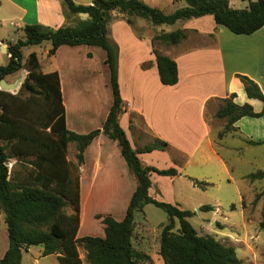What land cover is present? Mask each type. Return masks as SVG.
Listing matches in <instances>:
<instances>
[{
	"label": "trees",
	"instance_id": "obj_1",
	"mask_svg": "<svg viewBox=\"0 0 264 264\" xmlns=\"http://www.w3.org/2000/svg\"><path fill=\"white\" fill-rule=\"evenodd\" d=\"M185 6L172 13L152 7L143 0H94L91 5H78L74 0H63L66 21L72 23L57 29L39 24L26 25L23 37L8 44L9 62L0 66V81H13L26 70L25 81L18 94L0 90V209L4 214L9 247L0 264H23V252L41 246L42 257L56 255L59 264H152L150 257L135 249L133 236L136 216L145 206L153 204L168 216L160 235L159 255L164 264H244L234 246H229L207 235L201 236L189 222L194 213L153 199L151 176L175 178V168L158 169L146 166L140 154L153 151L170 152L171 146L155 139L142 149L135 150L120 125L125 103L119 87V46L111 38L110 26L115 14L134 29V19L142 18L154 27L171 26L206 16H213L218 26L235 35H251L264 27V0L249 1L246 9H235L231 0H183ZM80 13H88L82 20ZM137 36L142 35L134 29ZM188 37V31L159 32L152 38L160 81L165 86L179 82L176 61L163 55L156 45L177 46ZM51 43L48 52L53 57L62 46L98 47L105 52L109 69L113 103L101 129L87 134L70 131L66 123L61 80L58 72L44 73L36 52L24 56L29 47ZM148 64L143 65L146 68ZM250 99L264 103L260 86L247 76H237ZM236 94L217 99L215 118L225 122L216 135L217 144L228 136H240L235 124L242 118H261L264 109L256 113L249 104L234 102ZM208 111L206 116H208ZM103 135L120 148L129 173L136 181L125 218L116 221L110 215H97L104 225V237H78L80 228V170L84 154L93 141ZM252 146L264 141H248ZM70 144L75 145L76 163L67 159ZM14 159L30 166L21 179L9 178L8 161ZM251 181L264 180V172L247 176ZM196 187L206 190L212 184L193 180ZM262 194L257 195L256 205ZM71 206L72 212H66ZM202 211L214 208L203 206ZM234 209V208H233ZM178 228L176 230V227ZM260 229L264 233V207ZM85 252L83 260L80 249Z\"/></svg>",
	"mask_w": 264,
	"mask_h": 264
},
{
	"label": "crops",
	"instance_id": "obj_2",
	"mask_svg": "<svg viewBox=\"0 0 264 264\" xmlns=\"http://www.w3.org/2000/svg\"><path fill=\"white\" fill-rule=\"evenodd\" d=\"M93 1L89 4L83 1H76V3L88 6ZM143 1L152 7L161 9L158 5L159 0ZM170 1L176 3L177 9L185 6L183 0ZM242 1L248 4L245 7L236 8L231 2V6L235 9H246L250 0ZM20 2L17 0H0V6L7 3L15 7V10L20 11L22 16L26 15L23 17L24 21L22 22L24 23L30 12ZM43 2H46L44 8ZM38 6L37 16L31 17V20L26 21V23L30 25L39 24L54 29L66 24L64 13L54 11L50 0H38ZM115 16L117 17V14ZM120 19H114L110 26L111 38L119 46V87L125 103V113L120 118V125L135 150L144 148L155 139L167 142L171 146L170 152L156 150L140 154L139 158L144 165L158 169L175 168L179 172L175 178L152 174L150 196L158 201L170 202L164 197L166 195L164 184L173 190L181 179H187L194 190L199 188L194 185L193 180L205 181L217 186L218 181L222 182L221 178L216 181L218 175L225 176L223 180H228L237 186L238 180L235 177V172L229 165L224 153L228 152L240 156L243 152L264 147V145L252 146L248 143L249 140L253 142L264 141V116L261 118H242L235 124V127L239 129L240 136H228L217 144L216 135L223 129L225 122L214 117L218 108V106H214V103L217 99L228 98L232 94H236L237 97L234 100L236 104L240 106L249 104L256 113H260L264 109L262 101L250 99L247 96L244 85L237 77L238 75L249 77L260 86L264 93V27L251 35H235L226 28L218 26L213 16L182 22L180 29L188 31L187 39L177 46L156 45V48L163 55L174 59L178 65V84L165 86L160 81L152 45V38L164 30H160L148 22H138L136 18L134 19V29L139 30L142 35V39H140L134 29ZM9 43L1 41V50L2 47H6L8 51ZM81 47L83 46H62L53 57H49L50 46L45 49L46 60H42L40 56L39 58L44 73H59L63 102L66 108L67 128L78 134H87L103 127L113 103V96L110 97V104L106 110H99L96 107L85 108L83 105L75 103V92L71 88L68 77L63 74V67L58 60L62 53L69 54L80 51ZM93 51V48H87L88 58L93 57ZM32 52L36 51L30 53ZM7 54L9 62L10 55ZM105 57L104 54V64ZM145 64L148 66L143 68ZM19 89L20 86L17 85L13 90ZM207 111H211L213 114L208 117L209 119L206 116ZM95 117L98 119L93 120ZM252 159L255 166L258 167L259 155ZM79 170L80 228L78 237L81 238L86 236V234L80 235L84 229L91 230L85 227L86 206L91 200L101 174L104 175L103 181L106 182L104 188L109 185L114 174H119L118 184L111 193L102 195V200L108 205L113 204L114 208H110L104 213L92 212L90 215L94 221L100 224L103 231L104 225L101 220L96 219V216L110 215L116 221H122L137 184L129 173L117 143L103 135L97 137L87 148L84 154V163ZM87 172L91 173L89 181L85 179ZM257 172L264 171L258 170ZM250 174H245L246 181ZM85 181L88 183L86 184ZM237 190V198L240 197L243 207L246 200L255 201L254 195L250 196L239 188ZM209 202L214 209L219 204V200ZM175 205L179 204L175 203ZM67 213L70 214L71 212ZM8 247L9 245L5 247L0 259L3 258ZM135 249L148 255L152 264H164L159 255V249L153 252L140 250L136 247ZM30 251L31 249H28L25 252L29 253ZM42 251L43 248L41 247L40 256H42ZM237 254L244 264H246L249 256L254 262L258 258V252L252 248L245 256L240 257L238 250ZM51 256H55L57 259L56 255ZM23 260L24 256L22 263Z\"/></svg>",
	"mask_w": 264,
	"mask_h": 264
},
{
	"label": "rangeland",
	"instance_id": "obj_3",
	"mask_svg": "<svg viewBox=\"0 0 264 264\" xmlns=\"http://www.w3.org/2000/svg\"><path fill=\"white\" fill-rule=\"evenodd\" d=\"M17 1H21L20 3L24 5L30 13L23 23V17H26V15L22 16L20 11L15 10V7L7 3L0 6V42L9 43L22 38L23 28L28 24L26 21H30L31 17H36L38 14V0ZM76 1H83L89 4L92 0ZM231 2L236 8L245 7V5L248 4L242 0H231ZM45 3L46 2H43V8ZM50 3L54 11L63 13V10L65 9L63 0H50ZM158 5L165 13H172L177 9L176 3L170 0H159ZM116 19H120V17L117 16ZM137 20L138 22H147L142 18H137ZM69 23H72V19L66 21L64 26L69 25ZM181 24L182 22H178L175 25H165L157 28L160 30L163 29L166 32H173L180 29ZM50 46V42H45L41 46L26 48L24 50V56H28L31 51H36L42 60H46L45 49ZM81 48L80 51H74L69 54L64 52L59 56L58 61L63 67V74L68 77L71 88L75 92V103L83 105L85 108L96 107L97 109L99 108V110H106L110 104L109 100L110 97H112V92L109 83V72L103 60L105 52L101 48L96 47L83 46ZM87 48H93L94 51L92 58L87 57ZM7 64L8 57L2 52L0 47V66H5ZM27 74L28 72L23 70L13 81H11V78H9L10 82L7 80L5 81L7 83H14L22 76H24L25 81ZM22 85L23 84H21V87ZM0 90L2 89L0 88ZM7 92L16 95L19 93V90ZM214 104V106H218V102ZM207 114H209L207 119H209L208 117L210 115H213L211 114V111H208ZM97 119V117L93 118V120ZM224 155L235 172V177L238 180L237 186L234 183L228 182V180H223L225 179V176L218 175L216 181L221 178L222 182L218 181L219 184H217V186H213L212 184L206 190L200 189L199 187H197L199 189L194 190L187 179H181L177 182V186L173 190L170 189L167 184H164V187L166 188V195L164 197L170 202H163L173 205L177 203L182 209L192 211L194 215L189 218V222L199 235H210L223 244L234 246L236 250L239 251L240 257L242 255L245 256L247 252H250L251 248L256 250V252H258V258H256L254 262L249 256L246 260V264H264V233L260 229L264 207V180L253 182L248 178L246 181L244 178L246 173L256 174L258 170L264 171V147L243 152L240 156L228 152H225ZM256 155H259V160L257 161L258 167L255 166L252 159ZM75 156V145L70 144L67 152V159L70 162L74 161L76 163ZM13 160L14 159L9 160L7 164L9 178H14V176H16V178L18 177V179H21L31 168L30 166L24 165L16 160L13 162ZM90 177L91 173L89 174V172H87L85 174V179L88 180ZM118 178L119 174H114L109 185H107L109 188L107 186L104 188V185L106 184V182L103 181L104 175L101 174L99 176L91 200L86 206L87 220L85 227L90 228L91 230L84 229L80 234L81 236L85 234L86 236L93 237L105 236L100 224L94 221L90 215L92 212L104 213L105 211H109L110 208H114L113 204L108 205L102 200V195L105 193H111L113 188L118 184ZM88 181H85L86 184ZM238 188L244 190V192H247L250 196L254 195L255 199L257 195H262L256 205H253L254 201L249 202L248 199L244 202L243 207L241 205L240 197L237 198L236 195ZM213 200H219V204H217L216 208L210 212L202 211L201 208L210 205L209 201ZM66 212H72L71 206L67 207ZM168 220V216L163 210L157 208L153 204L146 205L144 213H138L136 216L137 226L135 236L132 239L134 246L137 249L140 248V250L151 252L159 249L162 228L168 223ZM6 228L4 214L0 209V258L2 257L5 247L9 245ZM177 228L178 225L176 230ZM30 249L31 251L29 253L23 252V264H59L55 256H40L39 250L41 249V246L31 247ZM80 254L84 260L85 252L82 248L80 249Z\"/></svg>",
	"mask_w": 264,
	"mask_h": 264
},
{
	"label": "water",
	"instance_id": "obj_4",
	"mask_svg": "<svg viewBox=\"0 0 264 264\" xmlns=\"http://www.w3.org/2000/svg\"><path fill=\"white\" fill-rule=\"evenodd\" d=\"M79 17L82 20H87V19H89L90 16H89L88 13H80ZM2 52L7 54L8 53L7 48L6 47H2ZM23 83H24V76H22L20 79L16 80L14 83H7L5 80H2V81H0V88L3 91H6V92L7 91H12L13 89L16 88L17 85L21 87V84H23Z\"/></svg>",
	"mask_w": 264,
	"mask_h": 264
}]
</instances>
